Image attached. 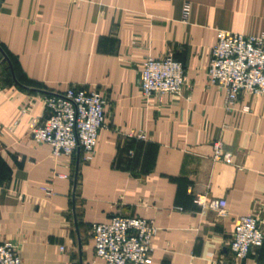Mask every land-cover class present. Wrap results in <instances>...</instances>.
Instances as JSON below:
<instances>
[{"label":"crops","instance_id":"crops-1","mask_svg":"<svg viewBox=\"0 0 264 264\" xmlns=\"http://www.w3.org/2000/svg\"><path fill=\"white\" fill-rule=\"evenodd\" d=\"M219 31L264 35V0H0V242L23 264H105L91 226L117 214L156 222L152 264H264V246L244 261L229 247L238 217L264 229V98L227 110L209 84ZM148 57L183 65L182 94L143 97ZM71 87L108 100L87 158H56L30 131L43 97ZM199 195L225 199L228 216L201 215Z\"/></svg>","mask_w":264,"mask_h":264},{"label":"built area","instance_id":"built-area-1","mask_svg":"<svg viewBox=\"0 0 264 264\" xmlns=\"http://www.w3.org/2000/svg\"><path fill=\"white\" fill-rule=\"evenodd\" d=\"M184 7L183 18L190 15ZM211 86L225 92V106L233 110L239 96L246 93L264 98V35L245 36L219 31L211 49L207 67ZM187 87V77L181 63L171 57H148L140 72V92L143 97L180 95ZM45 113L30 123L33 141L49 145L52 154L73 157L78 150L85 158L95 154L98 135L105 128L108 100L97 90L71 87L62 94L43 97ZM26 113V111H23ZM144 140L142 134L130 135ZM213 160L224 161L220 142L213 144ZM47 197L56 194L52 187L43 186ZM194 203L201 215L214 213L228 216L225 199L196 196ZM182 211V209H176ZM158 226L152 219L117 214L107 223L93 224L91 234L95 257L105 264H152ZM264 246V229L257 217H238L235 222L230 251L235 260L244 261ZM0 264H23L16 246L0 242ZM216 264H224L218 261Z\"/></svg>","mask_w":264,"mask_h":264},{"label":"water","instance_id":"water-1","mask_svg":"<svg viewBox=\"0 0 264 264\" xmlns=\"http://www.w3.org/2000/svg\"><path fill=\"white\" fill-rule=\"evenodd\" d=\"M77 154H80V150H78Z\"/></svg>","mask_w":264,"mask_h":264},{"label":"trees","instance_id":"trees-1","mask_svg":"<svg viewBox=\"0 0 264 264\" xmlns=\"http://www.w3.org/2000/svg\"><path fill=\"white\" fill-rule=\"evenodd\" d=\"M49 95V94H48Z\"/></svg>","mask_w":264,"mask_h":264}]
</instances>
